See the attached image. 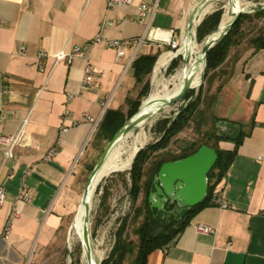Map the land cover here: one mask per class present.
Masks as SVG:
<instances>
[{
    "label": "crops",
    "instance_id": "crops-1",
    "mask_svg": "<svg viewBox=\"0 0 264 264\" xmlns=\"http://www.w3.org/2000/svg\"><path fill=\"white\" fill-rule=\"evenodd\" d=\"M199 1L131 0L107 8L106 0H0V132L13 135L23 126L25 133L12 148L11 160L1 164L0 156V185L5 188L0 264H38L43 252L67 238L86 174L100 153L94 135L103 112L121 108L134 90L132 54L159 51L160 58L170 52L169 41L181 39ZM141 2H146L147 13L139 22ZM96 37L99 42H93ZM107 40L122 42L125 55L116 60ZM75 47L84 55L56 61V53ZM39 52L45 53L40 60ZM235 56L231 74L211 105L221 121L234 124L241 134L236 146L233 140L218 142L219 148L235 153L210 199L217 196L228 207L209 200L167 246L150 251L144 264H264V48L249 45ZM86 62L95 73L84 85ZM66 93L74 98L68 104L66 130L60 133ZM83 113L100 118L94 130ZM23 185L32 200L18 201V218L4 240L5 220ZM197 225L215 232L198 233Z\"/></svg>",
    "mask_w": 264,
    "mask_h": 264
},
{
    "label": "trees",
    "instance_id": "trees-1",
    "mask_svg": "<svg viewBox=\"0 0 264 264\" xmlns=\"http://www.w3.org/2000/svg\"><path fill=\"white\" fill-rule=\"evenodd\" d=\"M222 14L223 8L220 7L206 15L200 21L195 30L197 42L205 38L218 26ZM262 18H264V8L261 7L256 8L252 14L244 13L240 15L228 32L207 52L203 73L204 80L212 82L213 78L219 74L217 73L219 71L216 72V70L220 69L223 64L229 60L228 55L230 50L241 43L243 23L248 20L251 21L253 19ZM226 21L227 19L223 22L221 31L223 30ZM213 36H215V33ZM248 42L253 49L264 48V29H260L258 34L250 38ZM202 47L203 44L201 47L196 46V50H200ZM159 55L160 52L156 51L154 53L140 54L132 60L130 68L135 82L134 86L140 85L137 99L130 100V98L126 96L125 102L129 104L126 109V114L123 113L122 108L104 110L94 135L95 141L100 145V152L123 122L137 111L140 105L139 98L146 95L148 91V76L151 74ZM236 58L235 55L231 57L228 64V70L220 72L223 73V75L226 74V77L216 86L215 93L208 97L206 111L208 112L207 119L210 126L207 131L201 134L198 139L181 147L178 152H173L169 149V145L176 134L184 130L197 115L204 114L202 109L199 108L200 104L205 101L203 87L200 85L194 98L191 97L194 89H191L187 93L185 103L173 114L172 117L159 119L155 122L153 128L159 132V137L154 142L142 147V149L137 152L135 158L132 160L130 169L126 172L115 173L122 177L126 174L128 175L129 185L127 192L133 205L137 201L139 194H143L140 206L136 207L133 212V220H136L139 217H142V219L135 228V233L137 235L136 243L128 240L124 234L129 216L125 215L120 219L119 226L115 232V239L112 248L107 256L101 260L100 264H122L124 262L144 264L150 251L158 247L167 246L175 236L181 232L192 214H194L200 207L208 204L213 188L220 181L235 153V149L224 150L219 148L218 142L222 140H233L236 146L241 140L240 133L232 139L219 135L217 124L221 119L211 111V105L215 95L229 78V75L231 74V66L236 61ZM180 60V56L173 58L169 62L166 72H173L178 66ZM201 70L200 63V72ZM169 88L170 87L165 88L162 93L165 94ZM196 128H199L198 125H196ZM201 145L212 147L217 152V160L207 175L206 197L187 211H183L181 214L175 216H169L165 219L162 212H157L156 209H151L149 206L147 198L149 192L153 190V177L156 175L162 163L189 156ZM92 167L90 168V171ZM108 178L109 177L103 179L96 189L97 192L99 190L101 191L102 203L106 202L110 195V185L106 183Z\"/></svg>",
    "mask_w": 264,
    "mask_h": 264
},
{
    "label": "rangeland",
    "instance_id": "rangeland-1",
    "mask_svg": "<svg viewBox=\"0 0 264 264\" xmlns=\"http://www.w3.org/2000/svg\"><path fill=\"white\" fill-rule=\"evenodd\" d=\"M236 1H240L239 2V6L241 4L240 9L248 14H252L253 13L252 10L260 7V5L264 3V0H232L231 2L232 4H231L229 3L228 0H218L217 2L212 3V10H216L222 7L224 9L222 17L228 16L229 22H230L233 17L231 8L233 4L236 3ZM260 29H264V18L253 19L251 21L248 20L243 23L241 43L238 46L232 48L229 54V60L226 61L220 69L216 70V72L219 71L217 72L219 74L213 78L212 82H209L203 79L204 69H202V76L200 77L201 83L199 80V86L196 88H193L194 91L192 92L191 97L192 98L195 97L200 85H202L203 94L205 96V101H203L200 104L199 108L202 109L204 114L199 115V116L197 115L195 119L184 130L176 134V136L172 139L169 145V149L171 151L178 152L181 147H183L189 142H192L193 140L198 139V137L201 134L207 131V129L210 126V123L208 122V119H207L208 112L206 111V104L208 101V97L215 93L216 86L220 84L226 77V74L223 75V73H220V72L228 70V64L231 60V57L236 55L237 50L242 49V48L243 49L247 48L249 46V42H248L249 39L257 35ZM204 40L205 38L197 42L196 38H194V42L196 43L195 45L198 47H201ZM175 42H176V47L173 48L171 44H169V50L167 51H174L180 45L181 39ZM191 56L195 60V49L191 53ZM182 63L183 61L181 58L178 66L174 69V71L171 73H167L166 68L169 65L168 63L166 67L163 70H161V72L158 74V76L156 77V80L152 79L153 69H154V66H153L152 72L148 76L149 88H148L146 95L150 93L152 90L160 89L162 83H165V84L170 83L172 77L181 68ZM139 88H140V85L134 86V90H132L127 97H129L130 100L137 99ZM146 95H143L139 98L140 103L144 100ZM161 95L163 96L164 94L161 93ZM184 103H185V99L183 101L176 103L175 105L170 106L172 110L170 109L169 111H166V112L162 111V113L160 112L158 115L155 116V118L147 122L142 127H136L132 129L131 131H129V136L125 139V144H131L132 140L135 139L138 135H140V139H141L139 143L140 144L139 147L141 146L144 147L154 142L160 135L159 132L157 130H154L153 128L155 122L159 119L172 117L173 114L177 112L178 109ZM128 106L129 104L125 102L124 105L121 107L123 109L124 114H126V109L128 108ZM211 111L214 115L217 116L218 109L211 108ZM196 125H198L199 128H196ZM94 160L96 162L97 159H94ZM128 170L129 169L125 171H115L103 178L105 179L109 177L106 183L110 185V188H109L110 195L108 196L106 202L104 203L101 202V191L99 190L97 192L95 190V194H94L93 202H92V208L89 213V234H90V242H91L92 249L100 252L102 255V259L107 256L110 249L112 248V245L115 239L114 236H115L116 229L119 226L120 219L125 215L129 216L127 220V224H126V229L124 232L125 237L128 240L133 241L134 243L137 242V235L135 233V228L140 223L142 217H139L138 219L133 220V212L136 207L140 206L141 201L143 199V194L142 193L139 194L137 201L133 205L128 195V192H127L128 185H129L128 175L126 174L124 177H122V176L115 174L118 172H126ZM88 174H86V179H87ZM69 222L71 224L72 221H69ZM80 256H81V250H80V245L78 241L73 242V244L70 247H68L67 238L64 235L62 239H60V241L51 245L47 249V251L42 253L41 261L38 264H81Z\"/></svg>",
    "mask_w": 264,
    "mask_h": 264
},
{
    "label": "water",
    "instance_id": "water-1",
    "mask_svg": "<svg viewBox=\"0 0 264 264\" xmlns=\"http://www.w3.org/2000/svg\"><path fill=\"white\" fill-rule=\"evenodd\" d=\"M217 1L218 0H200L195 5L187 20V24H186L187 33L191 30L194 19L196 18L198 13L205 7ZM228 1L229 3L232 2V0H228ZM260 7L264 8V6H260ZM231 12L233 14V17L231 21L224 27L221 33H219L217 36H213L214 33L220 30V22H221L220 19L218 26L205 37L202 47L203 69H205L207 52L209 51V49L212 48L228 32V30L237 21L240 15L245 13L243 10L240 9L237 3L233 4L231 8ZM176 56L177 55H174L170 59V61ZM182 61L184 63L185 61L184 58L182 59ZM192 82H193L192 75L188 74L183 76L179 91L175 95L162 100L161 105L157 107V109L153 112L142 113L141 110L143 106V101H142L137 111L131 117H129L127 120L123 122V124L116 130V132L106 143L101 153L99 154L95 164L93 165L91 171L87 176L81 194V198L79 201V203L81 202L84 203V210H85V219L82 229L80 250L82 252L83 257L85 258L86 264H93L92 247H91L90 234H89V204L86 203L85 201L87 198L89 186L91 185L92 179L102 167L109 151L114 146V144H116L121 138H123L129 131L138 127L143 121L155 116L158 112L162 110L163 107L172 106L180 101H183L187 93L191 89H193ZM220 122L222 128L218 129L219 135H223L228 139L235 138L238 135V129L234 124L224 121H220ZM140 149H142V147H139L135 151L132 160L135 158L137 152ZM216 160H217L216 150L207 145H201L193 154L189 156L183 157L178 160L162 163L156 175L153 177V190L150 191L148 194L147 199L150 208L156 209L157 212L164 213L165 219H167L171 212H175L176 214H181L183 211H187L188 209L200 203L206 197L207 175L209 171L212 169ZM167 205H175V209L167 210L166 209ZM101 260L102 259H100L97 263L94 264H100Z\"/></svg>",
    "mask_w": 264,
    "mask_h": 264
},
{
    "label": "bare ground",
    "instance_id": "bare-ground-1",
    "mask_svg": "<svg viewBox=\"0 0 264 264\" xmlns=\"http://www.w3.org/2000/svg\"><path fill=\"white\" fill-rule=\"evenodd\" d=\"M239 2L240 1H236V3L238 5H239ZM240 6H241V4H240ZM211 11H212V4L205 7L204 9H202L198 13L196 18L194 19L193 26H192L191 30L187 33L185 27L182 29L181 42H180V45L177 47V49H175L174 51H170V52L166 53L165 55H163L162 57H160L159 59L156 60L157 62L154 65V69H153V77H152L153 80H156V77L158 76V74L161 72V70H163L166 67V65L170 62V59L174 55L181 56V58L182 59L184 58L185 61H184V63L181 64L182 65L181 68L178 71L176 70L177 73L172 77L170 83H166V84L162 83L160 89L152 90L150 93H148L146 95V97L143 100V106L141 108L142 113H150V112L155 111L157 109V107H159L161 105L162 100L167 99V98L175 95L179 91V89L181 87V80H182L183 76H185V75L190 74L193 76V82H192L193 88H196L199 86V80H200V77L202 76V70L200 72V63H201L202 69H203V63H202V49L196 51V46H195V42H194V38H196L195 37V30H196L197 25L200 23V20L203 19L204 16ZM226 19H227V21H226V24H227L229 22V17L223 16L221 18L220 30H218L215 33V36H217L219 33H221L223 31V30L221 31V28H222L223 22ZM226 24H225V26H226ZM194 49H195V60L191 56V53L193 52ZM200 82H201V80H200ZM167 87H170V88L162 96L161 93ZM155 88H156V86H155ZM170 109H171L170 106H166V107H163L160 112L161 113H162V111L166 112V111H169ZM160 112H158L156 115H158ZM155 116L151 117L150 119L143 121L138 127H142L147 122H149L153 118H155ZM128 136H129V132L123 138H121L116 144H114V146L109 151L102 167L100 168V170L97 172V174L92 179L91 185L89 186L87 198L85 200L86 203L89 204V213H90V210L92 208V202H93L95 190H96L98 184L101 182V180L104 177H106L107 175H109L110 173H112L113 171H125V170L129 169L131 160L133 158L135 151L139 148V145H140L139 143H140L141 139H140V135H138L135 139L132 140L131 144H125V139ZM75 215H76V218H75L74 222L72 223L71 227H69V231H68L69 233L67 235L68 247H70L73 244V242H75V241H78L79 245L81 243L82 229H83L84 219H85V210H84V203L83 202L79 203L78 208H77V212ZM92 255H93V264L97 263L100 259H102L101 253L98 251H95L93 249H92ZM80 260H81V264H86V261L82 255V252H81Z\"/></svg>",
    "mask_w": 264,
    "mask_h": 264
},
{
    "label": "built area",
    "instance_id": "built-area-1",
    "mask_svg": "<svg viewBox=\"0 0 264 264\" xmlns=\"http://www.w3.org/2000/svg\"><path fill=\"white\" fill-rule=\"evenodd\" d=\"M131 0H106V4H107V8H112L115 6H119V5H125V4H130ZM260 6H264V3L261 4ZM137 10H138V21L140 22L147 13V4L146 2H141L138 6H137ZM255 10V9H254ZM254 10H252V12H254ZM156 31V30H155ZM156 36L159 35V31H156ZM100 38L96 37L93 42H99ZM144 39H140V42H142ZM139 42V43H140ZM107 46L109 47H113L116 50V60L122 56L125 55V45L122 42L119 41H112V40H107L106 41ZM169 44H171V46L173 48L176 47V42L174 40H170ZM83 51L81 48L79 47H75L73 48L71 51H59L58 53H56L55 59L56 61L61 60V59H66L67 61H70L71 57L73 56H83ZM136 55V50L135 52L132 54L130 60H129V64L132 62V60L134 59ZM45 56L44 52H39L37 54V59H41ZM41 66V64H40ZM94 73H95V68L92 64H90L89 62H86V64L84 65L83 68V78H82V84L86 85L89 84L93 79H94ZM74 98V95L71 93H66V98H65V103H64V111L61 115V128H60V133H63L66 130V125L64 124V121L68 118L69 115V108H68V104L69 102ZM82 116L84 117V119L88 120L89 122L92 123V130H94L96 128V126L98 125V122L100 120V118H93L90 117L88 115V113H83ZM2 115H0V123L2 121ZM25 137V133L23 131V126H21V128L19 129V131L13 135H4L0 132V156H1V164L11 160L12 159V148L15 145H19L22 143L23 139ZM54 148L51 149L45 156L44 159L45 160H49L51 154L53 153ZM36 165H32L27 171L26 174H29L31 171V168L35 167ZM5 200V188L3 185H0V206L3 204ZM32 200V195L30 194L28 187L26 185H23V189L22 192L20 193V195L13 201L12 206L13 209L10 211L9 215L7 216L4 226H3V230L1 233V236L4 240H7V237L11 231V226L13 224V222L18 218L19 215V211L17 209V203L18 201H22L25 203H30ZM210 202L213 205L218 206L219 208H226L228 207V204L226 201L220 199L219 197H211ZM195 230L198 233L201 234H214L215 229L209 226H205V225H197L195 227Z\"/></svg>",
    "mask_w": 264,
    "mask_h": 264
},
{
    "label": "flooded vegetation",
    "instance_id": "flooded-vegetation-1",
    "mask_svg": "<svg viewBox=\"0 0 264 264\" xmlns=\"http://www.w3.org/2000/svg\"><path fill=\"white\" fill-rule=\"evenodd\" d=\"M166 209L167 210H173V209H175V205H167V207H166ZM164 214V213H163ZM175 216V215H177L175 212H171L170 214H169V216ZM165 216V215H164ZM168 216V217H169Z\"/></svg>",
    "mask_w": 264,
    "mask_h": 264
}]
</instances>
